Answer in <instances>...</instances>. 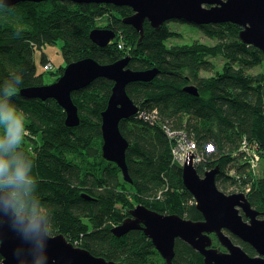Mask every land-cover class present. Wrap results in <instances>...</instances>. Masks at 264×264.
Returning <instances> with one entry per match:
<instances>
[{"label": "trees", "instance_id": "obj_1", "mask_svg": "<svg viewBox=\"0 0 264 264\" xmlns=\"http://www.w3.org/2000/svg\"><path fill=\"white\" fill-rule=\"evenodd\" d=\"M130 14L128 6L68 0L0 6V102L17 107L25 116L27 135L17 151L34 178L27 194L7 181L0 188L15 193L16 212L30 219L41 215L48 234L62 233L95 256L125 264H165L143 231L116 237L110 229L129 216L134 203L163 214L202 219L182 183L181 167L173 160L175 139L168 132L184 134L195 143L202 155L196 166L200 175L218 166L217 187L234 193L236 188L228 191V186L243 184L251 206L264 212V170L252 179L246 162L251 153L264 157V70L250 72L263 64L264 55L243 43L241 28L230 22L196 25L170 19L154 29L145 20L140 40L139 33L121 21ZM99 18L104 19L101 25ZM169 21L193 24L215 42L167 45L169 37L179 35ZM95 27L114 30L115 38L104 47L96 45L88 36ZM58 40L64 64L82 58L109 64L129 56L130 69H157L150 81L126 86L143 112L119 121L128 142L125 160L131 182L124 181L120 169L101 154V112L111 80L96 78L71 93L78 110L76 126L65 124V112L56 100L20 95L22 88L45 84L43 73L36 71L34 53ZM213 59L220 60L219 67ZM40 62L42 66L48 62L44 53ZM63 68L56 69V77ZM9 84L18 91L5 96ZM188 85L196 87L197 95L183 90ZM231 238L236 242V237ZM242 248L254 253L246 243ZM172 264L205 263L199 253L176 239Z\"/></svg>", "mask_w": 264, "mask_h": 264}, {"label": "water", "instance_id": "obj_2", "mask_svg": "<svg viewBox=\"0 0 264 264\" xmlns=\"http://www.w3.org/2000/svg\"><path fill=\"white\" fill-rule=\"evenodd\" d=\"M46 0H0V4ZM75 3H105L128 6L132 14L121 19L143 36V22L158 29L166 20L182 19L196 25L210 23H234L241 29L240 40L261 50L264 55V0H68ZM115 31L95 27L88 33L89 39L100 47L115 38ZM125 56L109 64H101L92 58L67 63L63 73L55 81L41 86L20 89L25 98L56 100L65 112V124L76 126L78 110L71 93L89 85L96 78L113 82L105 109L101 112V154L114 163L126 182H131L125 160L127 140L119 130V121L133 116L137 106L126 93L132 82L150 81L157 69L133 70L127 67ZM197 95L195 86L183 88ZM264 97V88L262 90ZM218 166L200 175L189 156L181 166L184 187L195 200V208L202 219L192 221L177 214H163L137 204L129 210V216L110 231L120 237L130 230H141L151 240L154 248L172 264L175 240L179 239L198 252L205 264H264V212L253 208L243 193H225L216 185ZM14 197L0 188V264H125L95 256L88 250L74 246L62 233L48 234L44 218L37 215L30 219L13 208ZM242 212V214L240 213ZM245 217L247 220L243 219ZM226 247V252L207 248L212 240L208 233ZM230 235L252 247L255 255H249Z\"/></svg>", "mask_w": 264, "mask_h": 264}, {"label": "rangeland", "instance_id": "obj_3", "mask_svg": "<svg viewBox=\"0 0 264 264\" xmlns=\"http://www.w3.org/2000/svg\"><path fill=\"white\" fill-rule=\"evenodd\" d=\"M102 18H105V17H102ZM102 18H99L100 20H98V24H100V25L104 22V19H102ZM168 26L172 30L179 33V35L169 37L166 40L167 45L189 43V42H192L194 40H200L203 43H207V44H213L215 42L214 40L205 37L203 35V33L200 30H198V28L193 24L185 23V22L169 21ZM60 47H61V41L58 40L53 44H46L45 46L42 47V49H36V51L34 53V61L36 64V71H37V73H40V72L43 73V81L45 84L51 83V82L55 81L56 79H58V77L63 73V71L60 75H58L56 77V73H55L56 69L60 65H62L63 67H65L67 65V64H64V60H63V57L61 55ZM43 53L47 56L48 61H50L52 63V65L54 67L53 72L50 70L44 71L42 63L40 62V59H41V56ZM213 62H215L217 67L220 66V60L219 59H213ZM260 70H264V61H263V64L261 66H256V67L252 68L250 70V72L255 73V72H259ZM204 75H207V74L204 73ZM184 162L179 166L181 167L184 164ZM246 162L248 163V168L250 170L249 175L252 179H255L264 170V157H262L261 154L258 152L253 153V154L251 153L250 155H248L246 157ZM196 163H197L196 161H193V165L195 166V168L198 165V163L197 164ZM234 165L235 164H232L233 167H234ZM229 166H230V164H229ZM228 171H229V169H228ZM238 185H239V183L236 184L235 187L234 186L233 187L228 186L227 190L230 191V190H233L236 188L235 191H237V193H243L247 197L248 187L244 186L243 184H240V187ZM138 204H140V203H138ZM194 204H195V200H194ZM136 205H137V203H134V204H132V206H130V208L132 209ZM240 213L242 214L241 211H240ZM259 214L261 216L262 212H260ZM243 219L245 221L247 220L245 217H243ZM208 235L211 238L212 242H211L210 246H208L207 248H216L219 252H226L227 251L226 247H224L219 242V240L216 238L215 232H210V233H208ZM236 242L240 243V244H238V243L237 244L240 245L241 247L245 246V243L238 240V239L236 240ZM254 253L253 254L250 253V254L255 255Z\"/></svg>", "mask_w": 264, "mask_h": 264}, {"label": "clouds", "instance_id": "obj_4", "mask_svg": "<svg viewBox=\"0 0 264 264\" xmlns=\"http://www.w3.org/2000/svg\"><path fill=\"white\" fill-rule=\"evenodd\" d=\"M17 91V88L9 84L4 89V95L11 96ZM24 120L23 112L17 107L0 102V186L7 181L9 185L19 187L27 194L34 178L28 175L29 166L17 151L27 135Z\"/></svg>", "mask_w": 264, "mask_h": 264}, {"label": "built area", "instance_id": "obj_5", "mask_svg": "<svg viewBox=\"0 0 264 264\" xmlns=\"http://www.w3.org/2000/svg\"><path fill=\"white\" fill-rule=\"evenodd\" d=\"M43 68L44 70H50L52 69V64L50 62H46L43 65ZM139 116H143V112H140ZM168 134L170 137H173L175 139V144L172 147V155L173 160L177 164L181 165L186 159H188L189 156H192V161H198V158L195 157L197 148L193 141L188 140L184 134H174L170 132H168ZM245 148L246 146L244 145L242 150H244Z\"/></svg>", "mask_w": 264, "mask_h": 264}, {"label": "bare ground", "instance_id": "obj_6", "mask_svg": "<svg viewBox=\"0 0 264 264\" xmlns=\"http://www.w3.org/2000/svg\"><path fill=\"white\" fill-rule=\"evenodd\" d=\"M210 24H212V23H210ZM127 25V24H126ZM82 59H84V58H82ZM82 59H79V60H82ZM48 62H50V61H48ZM127 93V92H126ZM140 112L141 111H139V109H137V112L135 113V114H137L138 113V116H139V114H140ZM134 116V115H133ZM132 117V116H131ZM195 157L196 158H198V161H197V163L199 164V162L201 161V158H202V155H201V153L196 149V154H195ZM193 158H194V155H193ZM193 202H194V198H193ZM233 236V235H232ZM230 237H231V235H230ZM235 237V236H234ZM238 239V238H237ZM233 240V239H232ZM240 240V239H239ZM241 241V240H240ZM243 242V241H242ZM234 243H236V242H234ZM245 243V242H244ZM237 244V243H236ZM247 244V243H246ZM254 251V250H253ZM248 253V252H247ZM249 255H251L250 253H248ZM255 254V253H254Z\"/></svg>", "mask_w": 264, "mask_h": 264}, {"label": "flooded vegetation", "instance_id": "obj_7", "mask_svg": "<svg viewBox=\"0 0 264 264\" xmlns=\"http://www.w3.org/2000/svg\"><path fill=\"white\" fill-rule=\"evenodd\" d=\"M115 226V225H114Z\"/></svg>", "mask_w": 264, "mask_h": 264}]
</instances>
